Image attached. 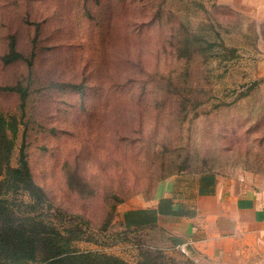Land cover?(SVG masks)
Listing matches in <instances>:
<instances>
[{
  "label": "rangeland",
  "instance_id": "rangeland-1",
  "mask_svg": "<svg viewBox=\"0 0 264 264\" xmlns=\"http://www.w3.org/2000/svg\"><path fill=\"white\" fill-rule=\"evenodd\" d=\"M206 171L264 186V1L0 0L4 225L60 231L83 264H198L119 209Z\"/></svg>",
  "mask_w": 264,
  "mask_h": 264
},
{
  "label": "crops",
  "instance_id": "crops-1",
  "mask_svg": "<svg viewBox=\"0 0 264 264\" xmlns=\"http://www.w3.org/2000/svg\"><path fill=\"white\" fill-rule=\"evenodd\" d=\"M119 212L125 226L165 229L198 264H264V186L244 178L184 175L161 185L155 199L135 198Z\"/></svg>",
  "mask_w": 264,
  "mask_h": 264
},
{
  "label": "trees",
  "instance_id": "trees-1",
  "mask_svg": "<svg viewBox=\"0 0 264 264\" xmlns=\"http://www.w3.org/2000/svg\"><path fill=\"white\" fill-rule=\"evenodd\" d=\"M8 173L12 175V180L16 182H14L15 188L17 187L24 191L33 203L38 204L42 202L43 191L41 187L36 185L32 180L27 169V161L24 155H21L19 165L15 168H9ZM16 224L8 223L4 225V222L0 219V244H4V246L9 245L7 247L9 256L6 258L13 262L19 261V264H27L36 259V254H41V258L46 264H83L78 261H82L93 255L90 252L82 253L75 250L69 251V247H65L68 242L62 245L61 241L63 238L61 232L53 228L46 229L44 225V230L34 232L30 230V225H32V223ZM24 226L27 228H23ZM36 238L39 239V244L37 246L34 244ZM96 258L105 259L103 261L105 264H127L108 256L95 255V259ZM105 261H109L110 263Z\"/></svg>",
  "mask_w": 264,
  "mask_h": 264
},
{
  "label": "built area",
  "instance_id": "built-area-1",
  "mask_svg": "<svg viewBox=\"0 0 264 264\" xmlns=\"http://www.w3.org/2000/svg\"><path fill=\"white\" fill-rule=\"evenodd\" d=\"M179 252H181L182 254H187V245L183 244V245H178L177 247H175Z\"/></svg>",
  "mask_w": 264,
  "mask_h": 264
}]
</instances>
